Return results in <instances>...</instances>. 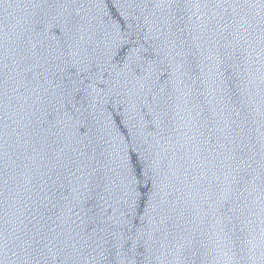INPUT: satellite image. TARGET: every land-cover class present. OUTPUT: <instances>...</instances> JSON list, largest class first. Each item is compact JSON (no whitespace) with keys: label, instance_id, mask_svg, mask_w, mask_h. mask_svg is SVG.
Returning <instances> with one entry per match:
<instances>
[{"label":"water","instance_id":"water-1","mask_svg":"<svg viewBox=\"0 0 264 264\" xmlns=\"http://www.w3.org/2000/svg\"><path fill=\"white\" fill-rule=\"evenodd\" d=\"M0 264H264V0H0Z\"/></svg>","mask_w":264,"mask_h":264}]
</instances>
